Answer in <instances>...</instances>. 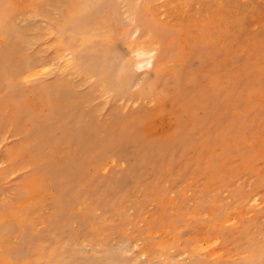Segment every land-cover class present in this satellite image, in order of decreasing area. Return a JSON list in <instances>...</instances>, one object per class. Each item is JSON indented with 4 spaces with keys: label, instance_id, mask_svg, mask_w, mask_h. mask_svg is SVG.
Returning a JSON list of instances; mask_svg holds the SVG:
<instances>
[{
    "label": "rangeland",
    "instance_id": "1",
    "mask_svg": "<svg viewBox=\"0 0 264 264\" xmlns=\"http://www.w3.org/2000/svg\"><path fill=\"white\" fill-rule=\"evenodd\" d=\"M97 7L85 71L66 0H0V264H261L264 0Z\"/></svg>",
    "mask_w": 264,
    "mask_h": 264
},
{
    "label": "bare ground",
    "instance_id": "2",
    "mask_svg": "<svg viewBox=\"0 0 264 264\" xmlns=\"http://www.w3.org/2000/svg\"><path fill=\"white\" fill-rule=\"evenodd\" d=\"M66 1H67L66 17L61 19V20H58L57 23H54L53 28L56 29L59 33H63V37L65 36V40H64L65 52L69 51V54L72 55L71 58L75 59L77 62V65L81 69L83 68L86 71L88 69V67H90L91 65H93L94 67H96V65H95V63H91L92 62L90 60L91 58H88V57L86 58L84 56L87 53H92V51L94 50V47H95L94 43L96 41H99V39H101V38H97V35L90 36V33H88V31H87L89 29H86V25H84V24H87L88 22L87 23L84 22L83 17L86 18L85 14H87L89 12V10H96L97 9L100 11V9H98V7H97L98 0H66ZM111 1L115 4H118V3L129 2L130 0H111ZM132 9L134 11L137 10L136 8H132ZM115 10H116V8H115ZM116 13H118V12H116ZM118 16H120V15H118ZM110 21H112V20H110ZM94 23H96V21ZM0 31L2 32V34H4V36H8V35H12L15 37L19 36L13 30H10L9 27L3 28ZM141 42L135 41L134 43H131V45L133 47L132 48L133 52L135 54L136 53H142L143 55H146V53H149V52L147 51V49L145 48V46ZM145 43H146V41H145ZM108 47H110V46H108ZM99 48H100V46H99ZM97 54H98V52H97ZM91 55L94 56V54H91ZM61 56L64 59L66 58V56H63V55H61ZM68 59L69 58H66L64 60V62L68 61ZM103 65H105V64H102V66ZM47 66H48V64L43 63V62L34 64L28 60V61H24L20 68L23 69V70H21L22 72H25V73L27 72V74L25 75V79L27 80V79H30V78L37 76L38 72L46 71ZM6 69L12 70L13 73H15L17 70L16 67L9 68L8 64H6ZM96 71H97L99 77H101L103 80H107L106 83L110 86V88L113 87V84L121 83V78H120V75L118 73L115 74L114 78H111L109 76L110 70L96 69ZM261 249H262L260 251L261 255H262V259H261L262 263L261 264H264V245L261 246ZM108 262H110V261H108ZM146 263L152 264L150 261H147Z\"/></svg>",
    "mask_w": 264,
    "mask_h": 264
}]
</instances>
